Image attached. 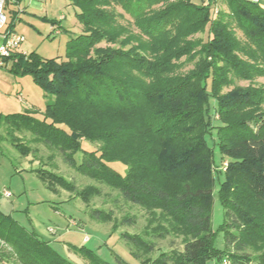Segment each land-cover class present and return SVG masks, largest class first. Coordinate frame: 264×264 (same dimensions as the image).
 Masks as SVG:
<instances>
[{
    "label": "trees",
    "instance_id": "16d2710c",
    "mask_svg": "<svg viewBox=\"0 0 264 264\" xmlns=\"http://www.w3.org/2000/svg\"><path fill=\"white\" fill-rule=\"evenodd\" d=\"M69 1L82 32L67 41L64 59L33 51L3 59L52 96L41 119L29 111L0 113L11 145L27 157L34 149L15 132H29L124 200L151 215L159 211L167 227L154 232L176 233L182 248L142 264L221 263L224 257L230 264H264V218L250 212L264 213V86L252 83L264 76V7L252 0ZM115 6L130 14L137 34L117 23ZM13 18L6 17V30H13ZM186 62L192 67L184 70ZM210 140L220 154L217 164ZM83 141L96 147L82 148ZM113 161L126 166L123 175L108 165ZM32 170L52 191L74 190L50 168ZM215 180L229 251L213 246ZM94 190L78 195L87 203ZM89 216L112 220L103 209ZM129 220L113 223V230ZM122 237L136 258L154 249L140 234ZM0 240L19 252L20 264H75L2 212ZM247 246L260 252L250 254ZM76 253L89 264H106L88 249Z\"/></svg>",
    "mask_w": 264,
    "mask_h": 264
},
{
    "label": "rangeland",
    "instance_id": "374dc122",
    "mask_svg": "<svg viewBox=\"0 0 264 264\" xmlns=\"http://www.w3.org/2000/svg\"><path fill=\"white\" fill-rule=\"evenodd\" d=\"M38 1L42 3L44 11H34L32 14L19 12L13 0L6 1L4 7L6 16L10 17L12 10L18 13L13 18L12 28L24 38L20 50L27 53L33 51L43 58L64 59L67 41L82 32L81 25L74 15V8L69 0ZM263 1L261 0L260 4ZM217 8L225 9V6L219 3ZM114 9L118 13L117 23L137 34L138 31L130 14L120 6H115ZM61 15L64 17L63 20H60ZM55 19L56 23L59 20L60 28L52 25L56 24ZM50 25L53 27L50 28ZM56 30L59 32L56 33ZM236 33L241 37L239 31ZM197 36H203V34ZM191 67L192 63L186 62L183 69ZM236 83L246 85L248 82L237 81ZM252 83L264 86V76L256 77ZM51 100L52 96L44 92L29 73L21 74L11 70L10 61L0 66L1 114L29 111L41 119L46 105ZM262 109L264 110V103ZM15 135L34 150L27 157L21 156L11 145L7 130L0 127V212L15 220L25 230L47 241L59 254L75 264H89L87 259L76 253L79 248H83L90 250L106 264H120V262L142 264L143 259H153L161 251L182 248L181 237L176 233L158 236L154 232L157 226L167 227L166 220L159 211H153L151 215L144 208L124 200L116 189L105 182L86 176L67 165L58 151L32 140L29 132L17 131ZM209 144L213 147V159L217 164L220 161L219 151L212 145L211 140ZM86 147L94 149L96 145L83 141L82 148L86 149ZM75 158L79 161L80 153H77ZM108 165L121 175L126 171V166L119 161L110 162ZM37 166L50 168L55 174L61 175L74 186V190L58 186L56 191H52L32 170ZM221 178L219 177V180ZM218 186L219 181L215 180L211 210V229L215 232L213 246L221 251H229L232 250V245L225 242L224 234L220 230V225L225 218L224 208L218 197ZM90 187L95 189L94 194L85 203L78 195V191ZM5 191L9 193L8 196L4 195ZM92 209L110 211L112 220L91 218L89 211ZM250 212L257 220L264 218V213L255 207ZM124 217H129L131 220L119 224L113 230V223L120 222ZM123 233L140 234L152 240L153 251L142 253L139 258H136L132 254L134 249L122 237ZM256 245L259 246V244ZM246 251L253 255L260 252L251 246H247ZM223 259H229V257ZM20 261L19 252L12 245L0 240V264H20ZM204 264L221 263H218L215 258H208Z\"/></svg>",
    "mask_w": 264,
    "mask_h": 264
},
{
    "label": "built area",
    "instance_id": "2783aa9c",
    "mask_svg": "<svg viewBox=\"0 0 264 264\" xmlns=\"http://www.w3.org/2000/svg\"><path fill=\"white\" fill-rule=\"evenodd\" d=\"M252 1L260 4L261 0ZM5 2L6 0H0V66L4 64L3 59L5 57L20 52V46L24 40L22 35L6 30V15L4 13ZM4 195L8 196L9 193L5 191ZM221 264H229V260L223 259Z\"/></svg>",
    "mask_w": 264,
    "mask_h": 264
},
{
    "label": "crops",
    "instance_id": "0c3cea01",
    "mask_svg": "<svg viewBox=\"0 0 264 264\" xmlns=\"http://www.w3.org/2000/svg\"><path fill=\"white\" fill-rule=\"evenodd\" d=\"M13 3H15L18 6L19 12L21 11V12H27L28 14H30V13L32 14V13H34V11H39V10L44 11V9L42 8V3L38 0H13ZM260 5L264 7V1ZM12 11H13V13H11L10 16H16L18 14L17 11H15V10H12ZM6 17L8 18V16H6ZM43 17H46V16L43 15ZM63 19H64V17L61 15L60 20H63ZM57 22L59 23V20ZM54 23H56V19L54 20ZM58 23H56V24L51 23V24L60 28L61 24L60 23L58 24ZM52 27L53 26L50 25V28H52ZM12 32H15V31L12 30ZM57 32H59V30H56V33ZM20 53H27V52L20 50ZM7 63L8 62L4 61L3 65H6Z\"/></svg>",
    "mask_w": 264,
    "mask_h": 264
}]
</instances>
